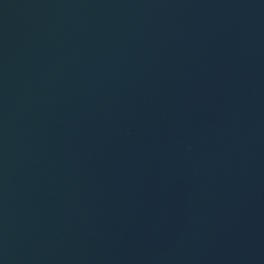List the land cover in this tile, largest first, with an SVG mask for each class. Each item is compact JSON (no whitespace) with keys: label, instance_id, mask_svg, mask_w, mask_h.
Here are the masks:
<instances>
[{"label":"water","instance_id":"water-1","mask_svg":"<svg viewBox=\"0 0 264 264\" xmlns=\"http://www.w3.org/2000/svg\"><path fill=\"white\" fill-rule=\"evenodd\" d=\"M0 264H264V0H0Z\"/></svg>","mask_w":264,"mask_h":264}]
</instances>
